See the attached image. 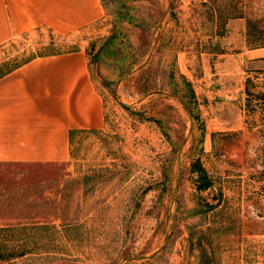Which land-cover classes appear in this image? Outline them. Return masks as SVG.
<instances>
[{
    "label": "rangeland",
    "instance_id": "1",
    "mask_svg": "<svg viewBox=\"0 0 264 264\" xmlns=\"http://www.w3.org/2000/svg\"><path fill=\"white\" fill-rule=\"evenodd\" d=\"M101 3L0 47H84L105 118L66 164L0 165V264H264V0Z\"/></svg>",
    "mask_w": 264,
    "mask_h": 264
},
{
    "label": "crops",
    "instance_id": "2",
    "mask_svg": "<svg viewBox=\"0 0 264 264\" xmlns=\"http://www.w3.org/2000/svg\"><path fill=\"white\" fill-rule=\"evenodd\" d=\"M103 15L101 0H0V47L36 29L72 34ZM104 125L84 47L29 59L0 77V165L66 164L76 135Z\"/></svg>",
    "mask_w": 264,
    "mask_h": 264
},
{
    "label": "trees",
    "instance_id": "3",
    "mask_svg": "<svg viewBox=\"0 0 264 264\" xmlns=\"http://www.w3.org/2000/svg\"><path fill=\"white\" fill-rule=\"evenodd\" d=\"M11 70H12V69L5 70V71H1V70H0V77H1L2 75H4L5 73L11 71ZM5 229H6V228H0V232H3Z\"/></svg>",
    "mask_w": 264,
    "mask_h": 264
}]
</instances>
